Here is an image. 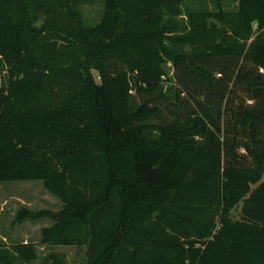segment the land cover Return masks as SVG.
Here are the masks:
<instances>
[{"label": "trees", "instance_id": "obj_1", "mask_svg": "<svg viewBox=\"0 0 264 264\" xmlns=\"http://www.w3.org/2000/svg\"><path fill=\"white\" fill-rule=\"evenodd\" d=\"M92 1L0 0V183L64 204L17 220H52L41 244L86 264H264V0L186 24L184 0H105L89 24ZM168 63L203 99L154 124L159 106L132 102L166 98ZM14 249L0 264L37 258Z\"/></svg>", "mask_w": 264, "mask_h": 264}, {"label": "rangeland", "instance_id": "obj_2", "mask_svg": "<svg viewBox=\"0 0 264 264\" xmlns=\"http://www.w3.org/2000/svg\"><path fill=\"white\" fill-rule=\"evenodd\" d=\"M104 1L93 0L90 4L82 6L84 18L89 24L99 22ZM222 4L225 11H234L237 8V1L222 0ZM182 8L184 9V15L180 16L179 20L184 21L186 24L188 13L204 10L214 12L217 7L215 0H184ZM165 70L170 80L164 86L166 98H160V93L143 97L135 95L132 102L134 110L143 103H148L153 107L159 106L163 121L152 120L151 122L154 124L173 122L177 114L185 115L180 111H191L195 107L196 100L203 99V97L194 94V92L200 90L194 84L191 88H188V91L183 90V85L181 82L178 83L176 70L171 63L165 66ZM167 87H170V92L165 90ZM176 90L184 92L180 95V102L174 98V91ZM0 204L2 210L0 214V247L9 249L13 257L16 258L15 246L24 244L27 241L34 246L37 258L35 261L26 264H55L54 259L51 258L52 255H56L63 264H86L85 247L55 248L41 244L42 231L54 225L52 220L42 219L40 221L28 220L24 222L17 220L19 213L24 209L31 212H59L63 209V202L49 192L42 181L0 183ZM239 214V209L233 211L232 220H239ZM15 258L13 260L14 264H24Z\"/></svg>", "mask_w": 264, "mask_h": 264}, {"label": "crops", "instance_id": "obj_3", "mask_svg": "<svg viewBox=\"0 0 264 264\" xmlns=\"http://www.w3.org/2000/svg\"><path fill=\"white\" fill-rule=\"evenodd\" d=\"M43 230H45V229H43ZM42 233H43V231H42ZM24 244H29V243L26 241ZM55 248H66V247L56 246Z\"/></svg>", "mask_w": 264, "mask_h": 264}]
</instances>
